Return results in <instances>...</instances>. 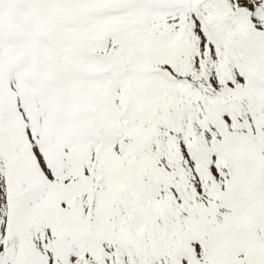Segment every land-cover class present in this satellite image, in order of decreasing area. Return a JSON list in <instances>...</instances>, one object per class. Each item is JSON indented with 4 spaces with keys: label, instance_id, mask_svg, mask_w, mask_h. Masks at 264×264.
Listing matches in <instances>:
<instances>
[{
    "label": "snow or ice",
    "instance_id": "6c2138e0",
    "mask_svg": "<svg viewBox=\"0 0 264 264\" xmlns=\"http://www.w3.org/2000/svg\"><path fill=\"white\" fill-rule=\"evenodd\" d=\"M0 264H264V0H0Z\"/></svg>",
    "mask_w": 264,
    "mask_h": 264
}]
</instances>
